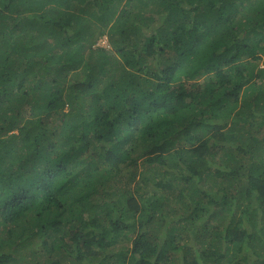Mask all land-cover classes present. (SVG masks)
Here are the masks:
<instances>
[{"label": "trees", "instance_id": "1", "mask_svg": "<svg viewBox=\"0 0 264 264\" xmlns=\"http://www.w3.org/2000/svg\"><path fill=\"white\" fill-rule=\"evenodd\" d=\"M260 61L264 0H0V264H264Z\"/></svg>", "mask_w": 264, "mask_h": 264}, {"label": "rangeland", "instance_id": "2", "mask_svg": "<svg viewBox=\"0 0 264 264\" xmlns=\"http://www.w3.org/2000/svg\"><path fill=\"white\" fill-rule=\"evenodd\" d=\"M93 31V39L92 40H96V43L94 42L93 43V46H91V48L93 47V48H96L98 45L97 44H100V45H104L103 44V41H104V39H106V34H104L103 36H102V41H100V40H97V37H98V35H99V33H98V30L97 29H93L92 30ZM105 48H107V49H109V50H113V47L112 46H110V44H106V47ZM259 67L258 68H263L264 66H263V64H262V61H260L259 62ZM211 70H212V68H211ZM210 72H212V71H209L208 73H210ZM260 82H261V80H260ZM234 115H237V113L236 112H234L233 114H232V118H233V116ZM231 117H230V119H232ZM229 119V120H230ZM139 172H141V169H139ZM187 194H189V193H187ZM148 196H152V192L151 191H148L147 192V197ZM145 197V196H144ZM146 197V198H147ZM98 198V197H97ZM116 199H117V197H116ZM145 202V201H144ZM209 208V207H208ZM209 213H210V211L209 210H206V212L204 213V215L203 216H200V217H197V218H195L194 219V221H193V224L195 225V226H201L203 223L202 222H204V220L206 219V217H207V215H209ZM188 214V212L186 211L185 212V215H187ZM182 215V212H179L178 213V216L180 217ZM139 222V221H138ZM137 224L138 223H136V226H137ZM181 225H183V222L181 223ZM244 225H245V227H246V225H247V219H245V221H244ZM185 232L184 231H180V232H176V235H175V245L177 246V247H179L178 249H179V251L180 250H182L183 248H185V247H191L192 249H195V248H198L199 246H198V244L195 242V240L194 239H185ZM209 235H207V237H208ZM129 244V246H130V242L128 243ZM128 246V247H129Z\"/></svg>", "mask_w": 264, "mask_h": 264}, {"label": "clouds", "instance_id": "3", "mask_svg": "<svg viewBox=\"0 0 264 264\" xmlns=\"http://www.w3.org/2000/svg\"><path fill=\"white\" fill-rule=\"evenodd\" d=\"M103 36V35H102ZM102 36H98L97 37V40H100V41H102ZM95 43H96V40H95ZM103 44L104 45H100V44H97L98 46L97 47H100V48H105L106 47V44H109L108 43V40H107V35H106V39H104V41H103ZM93 46V45H92ZM93 48V47H92ZM107 49V48H106Z\"/></svg>", "mask_w": 264, "mask_h": 264}]
</instances>
